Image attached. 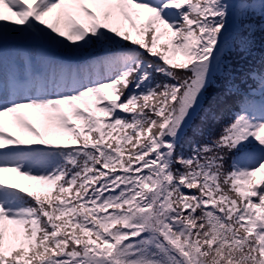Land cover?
Masks as SVG:
<instances>
[{
    "label": "snow or ice",
    "instance_id": "snow-or-ice-1",
    "mask_svg": "<svg viewBox=\"0 0 264 264\" xmlns=\"http://www.w3.org/2000/svg\"><path fill=\"white\" fill-rule=\"evenodd\" d=\"M257 39L264 0H0V264H264Z\"/></svg>",
    "mask_w": 264,
    "mask_h": 264
},
{
    "label": "trees",
    "instance_id": "trees-1",
    "mask_svg": "<svg viewBox=\"0 0 264 264\" xmlns=\"http://www.w3.org/2000/svg\"><path fill=\"white\" fill-rule=\"evenodd\" d=\"M257 37H259V33L257 34ZM262 57H264V42H261L259 39H257L256 47L253 49V55H250L247 60L242 61L245 67V70H249L252 67H259V61L261 60ZM218 91H219L218 89L210 88L208 90V96H211ZM218 107L224 108L226 106L221 104ZM229 116H230V112L228 110H225L224 121H227ZM204 131H205V135H216L218 134V131H219V125L209 122L205 126ZM189 135H191V132H189Z\"/></svg>",
    "mask_w": 264,
    "mask_h": 264
}]
</instances>
